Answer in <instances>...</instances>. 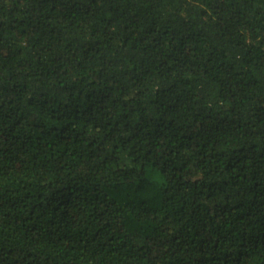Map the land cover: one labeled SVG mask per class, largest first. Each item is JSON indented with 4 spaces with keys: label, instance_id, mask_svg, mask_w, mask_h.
<instances>
[{
    "label": "trees",
    "instance_id": "1",
    "mask_svg": "<svg viewBox=\"0 0 264 264\" xmlns=\"http://www.w3.org/2000/svg\"><path fill=\"white\" fill-rule=\"evenodd\" d=\"M0 264H264V0H0Z\"/></svg>",
    "mask_w": 264,
    "mask_h": 264
}]
</instances>
